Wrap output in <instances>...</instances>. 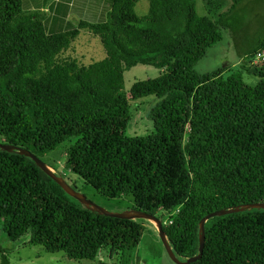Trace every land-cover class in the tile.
Returning a JSON list of instances; mask_svg holds the SVG:
<instances>
[{"label":"trees","instance_id":"obj_1","mask_svg":"<svg viewBox=\"0 0 264 264\" xmlns=\"http://www.w3.org/2000/svg\"><path fill=\"white\" fill-rule=\"evenodd\" d=\"M230 1L218 13L205 0L208 16H199L195 0H148L138 17L137 0H105L106 19L73 24L74 0L52 3L51 17L0 0V144L26 149L51 169L44 155L66 144V170L107 199L129 196L130 210L161 217L178 260L197 255L203 217L264 202V64L239 65L252 84L225 66L195 69L222 30H238L234 13L244 0ZM83 30L98 37L103 59L83 65L67 54ZM263 45L264 28L246 54L255 57ZM137 65L159 75L126 90L124 72ZM146 97L155 102L139 120L151 131L128 136L131 104ZM144 221L83 206L31 158L0 149L6 240L25 237L73 260L94 261L104 251L114 264H137ZM203 230L202 254L188 264H264V209L211 217ZM6 253L0 249V264H9Z\"/></svg>","mask_w":264,"mask_h":264},{"label":"rangeland","instance_id":"obj_2","mask_svg":"<svg viewBox=\"0 0 264 264\" xmlns=\"http://www.w3.org/2000/svg\"><path fill=\"white\" fill-rule=\"evenodd\" d=\"M22 7L25 11L31 12H46L47 17L55 15L49 10L50 5L61 0H21ZM211 7L218 13L228 10L230 0H212ZM75 11H69L68 19L73 21V24L79 19H84L90 23H97L106 19L104 4L105 0H74ZM205 0H195V9L199 16H208ZM210 7V6H209ZM135 14L138 17H143L148 12V0H137L134 6ZM240 21L238 30H222V40L210 47L206 55L196 64L195 69L200 73L210 72L214 69L225 66L227 69H232L233 72H240L243 80L246 83L252 84L256 78L250 76L243 71L239 65H253L254 56L246 54L249 49V42L253 38H257L258 34L264 28V0H244L236 9L235 13ZM213 15L210 14V16ZM61 29L66 26L60 22ZM262 28V29H261ZM261 31L259 32V30ZM73 51H68L67 54L73 55L79 59L78 61L87 65L91 62L99 61L105 57L104 49L98 39L88 31H81L79 36L73 42ZM261 65V64H259ZM257 66V65H256ZM159 75V70L144 65H137L124 72V87L127 90L134 82L154 78ZM148 100L153 98H143L142 103L137 102L131 104V108L136 106V111L133 112L131 123L126 129V135H146L151 131L152 124L149 120L140 122V118H144L145 107H148ZM155 101L153 100V103ZM133 110V109H132ZM66 144L60 145L54 151L45 154L43 159L47 163L52 164V170L57 175H60L72 188L84 195L92 203L112 213H122L130 210L132 200L129 196H124L119 199H107L94 191L90 186L85 184L82 179L63 167L65 156L64 147ZM157 216H160L158 212ZM158 218V217H157ZM158 219L162 220L161 217ZM145 227L141 240L133 253V259L137 264H175L172 262L164 248L162 247L155 223L145 220ZM0 249L7 250L9 264H114V257L108 256L107 252L101 251L96 260H73L65 256L63 252L49 253L41 246H32L27 244L25 237L18 242H11L0 235Z\"/></svg>","mask_w":264,"mask_h":264},{"label":"water","instance_id":"obj_3","mask_svg":"<svg viewBox=\"0 0 264 264\" xmlns=\"http://www.w3.org/2000/svg\"><path fill=\"white\" fill-rule=\"evenodd\" d=\"M0 149L5 150L7 152H17L20 155H24L26 157H29L33 160V162L45 173L47 174L68 196L72 197L74 200L79 202L81 205L89 207L92 210H95L99 212L100 214L112 218H118V219H126V220H136V219H143L152 221L155 223L156 230H157V237L160 240V243L162 247L164 248L165 252L167 253L169 259L174 262L175 264H188L190 262H194L197 259L200 258L202 254L203 244H204V230L203 225L204 222L214 216H221L229 213H235V212H241L246 209L251 208H261L264 209V202L261 203H254V204H248V205H241L230 209H220L214 212H211L207 214L205 217H203L199 222V233H198V253L197 255L187 258L184 261H180L176 258L174 253L172 252L169 243L165 237V233L162 229V223L159 219H157L154 215L146 214L143 212L135 211V210H128L126 212L122 213H112L107 210H105L102 207L97 206L96 204L92 203L90 200H88L84 195L76 191L74 188H72L63 178L56 175L54 171L48 167L43 161H41L39 158L34 156L32 153H30L28 150L16 147L10 144H0Z\"/></svg>","mask_w":264,"mask_h":264},{"label":"built area","instance_id":"obj_4","mask_svg":"<svg viewBox=\"0 0 264 264\" xmlns=\"http://www.w3.org/2000/svg\"><path fill=\"white\" fill-rule=\"evenodd\" d=\"M254 58L253 65L264 64V45L259 49Z\"/></svg>","mask_w":264,"mask_h":264}]
</instances>
